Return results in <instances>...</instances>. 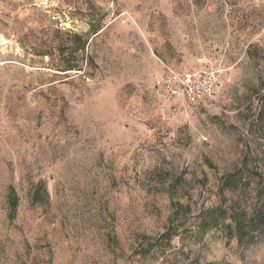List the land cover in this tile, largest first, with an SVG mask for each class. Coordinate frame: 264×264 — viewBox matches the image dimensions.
Wrapping results in <instances>:
<instances>
[{
    "label": "rangeland",
    "instance_id": "374dc122",
    "mask_svg": "<svg viewBox=\"0 0 264 264\" xmlns=\"http://www.w3.org/2000/svg\"><path fill=\"white\" fill-rule=\"evenodd\" d=\"M209 60L204 102L152 87ZM260 202L264 0H0V264H264L204 221Z\"/></svg>",
    "mask_w": 264,
    "mask_h": 264
},
{
    "label": "built area",
    "instance_id": "2783aa9c",
    "mask_svg": "<svg viewBox=\"0 0 264 264\" xmlns=\"http://www.w3.org/2000/svg\"><path fill=\"white\" fill-rule=\"evenodd\" d=\"M222 69L209 60L192 69H179L163 64L152 87L169 99L187 104L204 102L213 93L221 79Z\"/></svg>",
    "mask_w": 264,
    "mask_h": 264
},
{
    "label": "trees",
    "instance_id": "16d2710c",
    "mask_svg": "<svg viewBox=\"0 0 264 264\" xmlns=\"http://www.w3.org/2000/svg\"><path fill=\"white\" fill-rule=\"evenodd\" d=\"M258 177H262V173H258ZM230 178L236 179L235 186L241 180L239 176L237 178V173L230 174ZM231 187H227V189H231ZM12 201L15 206V198ZM208 217H211L210 222L204 219L207 227L215 226L219 224L220 219L228 218V226L237 237V240L240 242L251 241L255 238L256 230L264 225V202H260L255 207L248 209L240 204L221 205L217 208H212L210 213H208ZM172 229L173 226L162 234L165 240L170 238Z\"/></svg>",
    "mask_w": 264,
    "mask_h": 264
}]
</instances>
